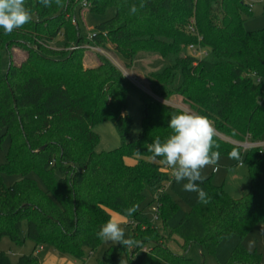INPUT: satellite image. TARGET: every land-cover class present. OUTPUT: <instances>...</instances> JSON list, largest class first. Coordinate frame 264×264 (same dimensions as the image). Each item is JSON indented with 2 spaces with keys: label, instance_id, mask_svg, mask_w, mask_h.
<instances>
[{
  "label": "trees",
  "instance_id": "obj_1",
  "mask_svg": "<svg viewBox=\"0 0 264 264\" xmlns=\"http://www.w3.org/2000/svg\"><path fill=\"white\" fill-rule=\"evenodd\" d=\"M62 3L60 7L53 0L45 7L40 0H26L31 21L10 35L0 29V143L5 136L10 139L7 162L0 168V239L8 236L21 243L26 222V237L35 242V249L51 247L84 261L103 243L97 233L114 211L133 226L125 238L140 243L131 248L117 243L97 264H123L124 256L126 264H138L134 259L143 249L139 264H195L169 249V236L183 249L197 243L218 264L259 262L260 256L242 244L257 224L264 225V146H242L260 143L264 134V28L245 29L243 16L252 13L250 6L244 0ZM86 3L96 13L116 9L111 19L95 27L90 39L80 34L73 19L75 10ZM132 5L138 8L136 14L130 11ZM53 43L61 47L50 46ZM88 43L114 49L128 66L144 58L168 62L147 75L149 89L161 100L140 93V133L134 132L126 111L133 84L103 56L97 66L85 67L82 52ZM190 45L206 55H192ZM15 48L27 51L18 64ZM4 57L9 61L6 68ZM176 96L213 122L220 156L236 149L235 160L242 164L243 159L248 166L252 187L241 198L205 179L197 183L209 203H199L197 193L182 189L187 181L177 183L170 168L151 159L148 145L156 137L166 139L171 115L185 111L163 102ZM102 121L114 123L120 147L97 151L100 136L94 127ZM4 173L22 178L7 186ZM146 189L158 209L160 226L140 210L132 216L125 213L140 205ZM0 264L39 260L23 255L13 263L0 251Z\"/></svg>",
  "mask_w": 264,
  "mask_h": 264
},
{
  "label": "rangeland",
  "instance_id": "obj_2",
  "mask_svg": "<svg viewBox=\"0 0 264 264\" xmlns=\"http://www.w3.org/2000/svg\"><path fill=\"white\" fill-rule=\"evenodd\" d=\"M251 8V14H244V27L247 31H257L264 28V0H244ZM87 7H79L73 14V19L77 23L79 32L82 36L90 39L91 34L94 32L95 27L100 23L111 19L116 14V9L110 7L105 13H96L89 11L90 3H86ZM72 19V17H71ZM72 19V20H73ZM50 46L54 48H60L57 43H53ZM86 50L82 52L85 67H94L100 63V58L103 56L117 66L126 78L133 84V88L128 92L126 111L132 116L133 130L135 133H140L142 127V100L140 93L145 92L156 99L155 96L148 87L147 75L150 72L160 70L168 62L164 59L157 58H144L134 62L132 65H127L123 56L114 49H104L88 43L85 45ZM14 56V62L20 63L27 56V51L22 48H15L12 50ZM190 52V50H189ZM199 55V54H198ZM8 58L4 57L3 67L8 66ZM161 100V99H159ZM163 101V100H162ZM164 103L174 107L181 108L185 111H190L189 106L185 104L179 96L172 97L169 100H164ZM264 104V100H263ZM94 131L100 136L97 151H111L121 146V137L111 121H102L95 125ZM4 134V130L0 131V136ZM260 146H264V134L261 138ZM10 149V139L5 136L0 143V168L7 162V153ZM131 162V160H128ZM230 159L229 156H220L218 170L213 171L212 167H206L202 175H205L208 180L213 184L222 186L233 198H241L244 194L248 193L252 187V181L249 175L248 166L241 159ZM30 177L35 178L40 185L42 183L34 173L30 174ZM22 178L19 174H3V181L7 186H12ZM151 191L146 189L144 192V199L139 205V210L147 218L152 220L156 226L161 225L159 219L154 218L153 208L155 204L151 201ZM180 207L189 211V206L184 203L178 197H175ZM111 220L120 224L125 231V237H128L133 226L129 220L123 215L111 211ZM162 229V227H160ZM165 233V232H164ZM166 237L168 233H165ZM27 236V223L23 222L20 238L21 243L13 242L8 236H3L0 239V251H4L13 263H16L18 259L23 255H35L39 264H97L104 256V253L111 246V242H104L98 247V249L91 255H87L84 261L75 258L74 256L66 253H60L51 247H38L35 249V242L30 240ZM166 239L169 249L180 256H184L188 259H192L195 264H218L213 254L201 250L197 243L192 244L188 249H183L176 238L169 236ZM254 241V246L249 251V242ZM243 247L251 253H257L260 256V261L255 264H264V225L262 223L257 224L249 233L243 238ZM144 257V249L140 251L135 257L136 263H141ZM127 258L123 257V264H126ZM161 264H170L163 262Z\"/></svg>",
  "mask_w": 264,
  "mask_h": 264
},
{
  "label": "clouds",
  "instance_id": "obj_3",
  "mask_svg": "<svg viewBox=\"0 0 264 264\" xmlns=\"http://www.w3.org/2000/svg\"><path fill=\"white\" fill-rule=\"evenodd\" d=\"M57 6L63 7L62 0H54ZM45 7H51L53 0H40ZM144 4H140L143 8ZM132 14L138 8L132 5ZM32 19L31 10L26 6V0H0V29L5 35L21 29ZM171 133L161 141L156 137L148 145L151 159L172 170V176L177 183H183L182 189L187 192L197 193L199 203H209L208 194L199 187L207 177L202 175L206 167L218 170L220 152L219 145L215 142V128L213 122L207 117L190 111H180L171 115L169 126ZM217 149V150H213ZM141 153L137 151V155ZM230 159H238V151L233 149L228 153ZM139 210V204H134L125 209L128 216ZM100 240L114 244H122L125 248L139 246V241L125 238L124 228L117 222L108 220L97 233ZM254 246V241L249 242V251Z\"/></svg>",
  "mask_w": 264,
  "mask_h": 264
},
{
  "label": "built area",
  "instance_id": "obj_4",
  "mask_svg": "<svg viewBox=\"0 0 264 264\" xmlns=\"http://www.w3.org/2000/svg\"><path fill=\"white\" fill-rule=\"evenodd\" d=\"M84 6L87 7V4H85ZM191 30H192V28H191ZM71 49H76V47H73ZM189 50H190V53L192 55L196 56V57H200L201 58V57H203V56L206 55V51L205 50L200 49V48L196 47L195 45H190L189 46ZM242 146H243L244 149H247V148H250V147L260 146V145L259 144H255V143L246 142V143L242 144ZM153 211L155 213L154 214V218L155 219H158V216L159 215H158V209H157V207H154L153 208Z\"/></svg>",
  "mask_w": 264,
  "mask_h": 264
},
{
  "label": "crops",
  "instance_id": "obj_5",
  "mask_svg": "<svg viewBox=\"0 0 264 264\" xmlns=\"http://www.w3.org/2000/svg\"><path fill=\"white\" fill-rule=\"evenodd\" d=\"M42 248V247H41Z\"/></svg>",
  "mask_w": 264,
  "mask_h": 264
}]
</instances>
